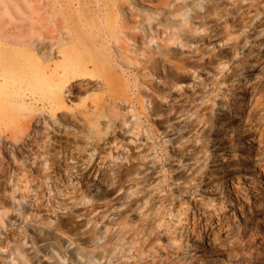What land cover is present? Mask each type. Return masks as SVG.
Instances as JSON below:
<instances>
[{
  "label": "rangeland",
  "instance_id": "rangeland-1",
  "mask_svg": "<svg viewBox=\"0 0 264 264\" xmlns=\"http://www.w3.org/2000/svg\"><path fill=\"white\" fill-rule=\"evenodd\" d=\"M261 82L264 0H0V264H264Z\"/></svg>",
  "mask_w": 264,
  "mask_h": 264
},
{
  "label": "bare ground",
  "instance_id": "bare-ground-1",
  "mask_svg": "<svg viewBox=\"0 0 264 264\" xmlns=\"http://www.w3.org/2000/svg\"><path fill=\"white\" fill-rule=\"evenodd\" d=\"M35 39H33V37H31V36H28V37H25V38H20V39H17V40H15V41H12V44L14 45V46H19V47H28V46H31V45H34L35 46V41H34ZM20 52H21V50L20 49H11V51H10V53L11 54H20ZM43 55H45L46 54V52H43L42 53ZM71 62V61H70ZM69 62V63H70ZM73 67V66H72ZM86 72H85V70H84V68H81V69H76V70H72V68H70V67H65V74H64V76L63 77H60V78H58L57 79V81L56 82H54V84H55V86H56V88L54 89V98H55V100L56 101H58V99H59V93L63 90V84L65 83V82H67V81H69V80H71L72 78H74V77H76L77 75H84ZM85 79V78H84ZM78 81V80H77ZM91 81V80H90ZM90 81H86V79H85V82H87V84H88V82H90ZM100 82V81H99ZM101 83V82H100ZM87 84H85V86L87 85ZM103 85V84H102ZM84 86V85H83ZM83 86H81V87H83ZM70 87H71V85H70ZM73 88V87H72ZM103 89V88H102ZM252 89H253V91L254 90H256L257 89V86L256 85H254L253 87H252ZM260 89L261 90H264V83H262L261 82V84H260ZM149 100H150V102H152V98H149ZM256 102H258V99H256ZM258 104H256V106H257ZM260 110H262V107L259 109V111ZM259 111L257 112V113H259ZM260 115H259V117H258V119H263L264 118V111H262V113H259ZM209 216V215H208ZM248 243V242H247ZM234 244V243H233ZM232 246V245H231ZM236 248V247H235ZM239 249V248H238ZM240 249H241V247H240ZM248 254V253H247ZM245 256V255H244ZM243 256V257H244ZM245 260V259H244ZM243 260V261H244ZM242 261V260H241ZM239 263V262H238Z\"/></svg>",
  "mask_w": 264,
  "mask_h": 264
}]
</instances>
